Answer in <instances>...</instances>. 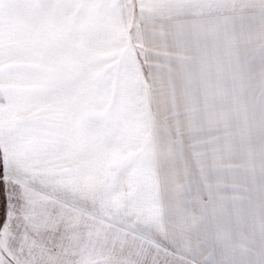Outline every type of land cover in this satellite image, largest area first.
Instances as JSON below:
<instances>
[{
  "label": "clouds",
  "instance_id": "obj_1",
  "mask_svg": "<svg viewBox=\"0 0 264 264\" xmlns=\"http://www.w3.org/2000/svg\"><path fill=\"white\" fill-rule=\"evenodd\" d=\"M33 7L19 33L2 37L24 79L5 78L0 89L23 84L28 99L5 114L0 146L27 150L30 116L43 110L90 166L78 179L49 181L53 206L71 194L82 201L78 214L42 220L32 185L22 186L16 264H156V255L159 264H264V63L254 64L264 55V10L129 0L111 18L86 0ZM149 26L190 39L160 57ZM138 55L171 65L164 111L158 87L151 106L142 85L131 87ZM117 155L139 178L129 189L113 186ZM23 166L63 165L37 156Z\"/></svg>",
  "mask_w": 264,
  "mask_h": 264
},
{
  "label": "rangeland",
  "instance_id": "obj_2",
  "mask_svg": "<svg viewBox=\"0 0 264 264\" xmlns=\"http://www.w3.org/2000/svg\"><path fill=\"white\" fill-rule=\"evenodd\" d=\"M61 2L82 3L85 0H0V82L5 78L23 80V75L18 72L21 67L18 63L13 62L16 55L14 49L9 47L5 49L2 42L5 29L10 35L19 33L25 25L30 22L39 11L34 8L35 5H45ZM86 2L96 5L93 9L102 16L111 18H120L124 15L123 5L129 3V0H86ZM134 2V0H132ZM162 4L186 5L189 3H208L212 11L218 7L212 6V0H158ZM230 0H222L221 6H231ZM233 3H243L250 5H234L241 15L258 14L264 10V0H233ZM263 2V4H262ZM7 5V7H5ZM248 6V7H247ZM178 15H184L182 8H177ZM133 22H135L133 20ZM147 22H141L140 27L143 29ZM146 39L150 42L159 39L160 46L153 48L154 54L163 57L167 55L172 48H180L189 41V36L181 28L167 34H159L151 31L150 26L146 31ZM264 63V55L257 53L254 64L259 68ZM171 65L166 64L163 59H154L147 61L142 56H136L134 64L130 69L131 87L136 88L142 85L146 102L151 106V92L154 87L159 88L158 105L161 111H164L171 99V77L169 70ZM24 85L21 84L17 89L11 90L5 95L4 90L0 89V144H2L3 128L5 124V114L11 113L14 107H19L16 101L23 103L28 97L25 96ZM34 121L32 126L26 130V135L31 140V146L27 150H22L15 156L3 146H0V216L5 218L4 223L0 224V264H16V253L18 248V237L21 231L19 218L22 209V192L11 176L12 173L6 169L7 162L12 165L20 164L21 166L30 157H42L56 160L62 163V167L40 169L39 167L28 168L27 171L34 177L32 190L35 195V202L32 211L42 220L48 219L64 210H70L73 214H78L82 210V201L79 198H73L71 194L60 203L53 206V198L49 195L51 179H59L66 175H71L73 179H78L90 166V162L83 158L80 151L77 150L75 142L68 138L62 131V126L56 122L55 118L44 114L43 110L37 111L30 116ZM131 149V142L129 145ZM129 156L133 153L129 151ZM110 175L113 186L120 190L121 188L129 189L139 179L135 169L125 171V165L117 155L111 165ZM11 218L9 219V214ZM158 246L153 244V249ZM163 254V250L161 255ZM159 264L161 256L156 255L149 258Z\"/></svg>",
  "mask_w": 264,
  "mask_h": 264
},
{
  "label": "snow or ice",
  "instance_id": "obj_3",
  "mask_svg": "<svg viewBox=\"0 0 264 264\" xmlns=\"http://www.w3.org/2000/svg\"><path fill=\"white\" fill-rule=\"evenodd\" d=\"M6 169H8L12 173V180L13 182L22 188V186H31L34 177L30 175V173L26 170L24 166H21L20 164L12 165L7 162L6 157ZM11 218V213L9 214V219ZM5 218L3 216H0V224L4 223Z\"/></svg>",
  "mask_w": 264,
  "mask_h": 264
},
{
  "label": "crops",
  "instance_id": "obj_4",
  "mask_svg": "<svg viewBox=\"0 0 264 264\" xmlns=\"http://www.w3.org/2000/svg\"><path fill=\"white\" fill-rule=\"evenodd\" d=\"M198 1H202V0H198ZM231 1V3H230V5L233 7L234 5H240V6H243V5H250L251 3H249V4H243V3H233L232 1L233 0H230ZM205 4L206 5H208V3H206L205 2ZM212 6H214V7H219V6H221L222 5V0H212V2L210 3ZM262 4H263V2H262ZM248 7V6H247Z\"/></svg>",
  "mask_w": 264,
  "mask_h": 264
}]
</instances>
